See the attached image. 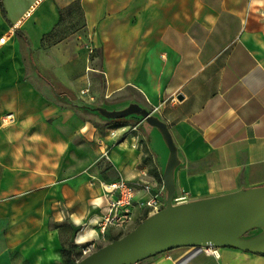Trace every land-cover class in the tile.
<instances>
[{
  "label": "crops",
  "instance_id": "1",
  "mask_svg": "<svg viewBox=\"0 0 264 264\" xmlns=\"http://www.w3.org/2000/svg\"><path fill=\"white\" fill-rule=\"evenodd\" d=\"M76 2L83 25L66 34ZM127 110L113 139L102 132ZM141 112L171 136L175 198L264 187V0H0V264L78 262V248L104 240V184L146 174L164 185L167 138ZM149 217L137 210L136 227ZM215 250L138 264H264Z\"/></svg>",
  "mask_w": 264,
  "mask_h": 264
},
{
  "label": "water",
  "instance_id": "2",
  "mask_svg": "<svg viewBox=\"0 0 264 264\" xmlns=\"http://www.w3.org/2000/svg\"><path fill=\"white\" fill-rule=\"evenodd\" d=\"M141 115L150 124L162 129L168 141L171 162L164 176V185L168 192L167 206L126 236L74 264H138L179 248H234L251 253H264V232L252 241L243 240L250 231L264 229V187L220 198L174 205L172 176L176 151L171 136L165 125L155 121L146 112H141Z\"/></svg>",
  "mask_w": 264,
  "mask_h": 264
},
{
  "label": "built area",
  "instance_id": "3",
  "mask_svg": "<svg viewBox=\"0 0 264 264\" xmlns=\"http://www.w3.org/2000/svg\"><path fill=\"white\" fill-rule=\"evenodd\" d=\"M103 189L105 210L102 218L95 225L103 239L110 229L119 232L129 230L136 221L137 210H144L148 216H153L167 206L168 192L165 185L154 186L146 174L134 182L121 178L113 183L104 184ZM185 203H187L186 196L174 198L173 201L174 205ZM96 245V243H90L81 247L84 258L95 252ZM215 249L217 248H207L209 252L216 255Z\"/></svg>",
  "mask_w": 264,
  "mask_h": 264
},
{
  "label": "rangeland",
  "instance_id": "4",
  "mask_svg": "<svg viewBox=\"0 0 264 264\" xmlns=\"http://www.w3.org/2000/svg\"><path fill=\"white\" fill-rule=\"evenodd\" d=\"M64 15H65L64 16L65 17V21H67L69 23L68 26H67V31H66L67 33L66 34L75 33L82 27V25H83V17L81 15L79 4L77 2L74 3L73 5H71L68 10L64 11ZM106 105H108V103H106ZM102 113L105 114L106 117H108L107 115H109L108 110H105L103 108H102ZM124 114H126V115H124L122 117L120 116V117H117V118H111V120H107L106 123H101L100 124V128H101L102 132H106L108 134L110 133L111 139H113L114 132H115L116 129L124 128L125 125H128V114H127V112H124ZM108 118H110V117H108ZM136 126H138V131H139L140 130L139 124H136ZM117 139H118L117 142H115V140H109L110 142L108 143L107 148H105L104 154H102V158H103V160L105 162L109 161V152H110L111 149L115 148V146H119L121 144V142H124V140H126V139L128 140V132H127L126 136H123L121 138L118 137ZM166 144L165 145H166L167 149L169 150V146H168V142L167 141H166ZM149 147L150 148L152 147V150H156V145L154 146L153 144H151V146L149 145ZM136 148L138 149L139 152L141 150L144 151V155L141 158V164H143V166H146L147 162H148L147 161L146 151H145L147 149L146 144L139 142V143H137ZM150 148H149V150H150ZM168 159L169 158H167L166 163H165V170L161 174V176L163 178H164L166 170H167ZM150 160H151V162L153 163V166H154L153 169H150V172H152L151 175L154 176L155 178H159L160 179V175H159L160 173H158L157 169H155V164H156L155 158H152ZM170 162H171V156H170V159H169V163ZM136 224H137V221L126 232H119V231H115L113 229H110L106 233V235L104 237V240L102 242H100V244L96 245V250L95 251H97L100 248L112 243L115 240L121 239L122 237L126 236L128 233H130L131 231H133L136 228ZM76 252H77V258H79V260L81 261L84 258L83 254L81 252V247L78 248L76 250Z\"/></svg>",
  "mask_w": 264,
  "mask_h": 264
},
{
  "label": "trees",
  "instance_id": "5",
  "mask_svg": "<svg viewBox=\"0 0 264 264\" xmlns=\"http://www.w3.org/2000/svg\"><path fill=\"white\" fill-rule=\"evenodd\" d=\"M1 4L3 6V0H1ZM3 13L5 14V11L4 10H3ZM70 264H74V262L73 263H70Z\"/></svg>",
  "mask_w": 264,
  "mask_h": 264
}]
</instances>
